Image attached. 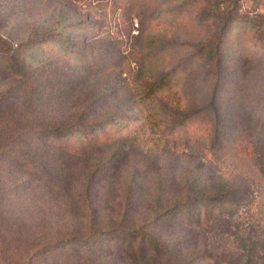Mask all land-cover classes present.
<instances>
[{"label": "rangeland", "instance_id": "374dc122", "mask_svg": "<svg viewBox=\"0 0 264 264\" xmlns=\"http://www.w3.org/2000/svg\"><path fill=\"white\" fill-rule=\"evenodd\" d=\"M263 3L238 0V14L264 12ZM209 4L0 0V264H264V43L255 58L249 29L235 30L219 82L205 67L185 80L193 116L185 127L133 115L129 103L127 71L145 37L158 31L183 44L172 60L188 62V45L212 39L218 26L205 15ZM180 8L170 28L158 22ZM64 24L76 25L28 44L35 30L57 34ZM58 40L80 60L48 58ZM42 58L46 67L32 75L29 64ZM145 64L153 70L160 60ZM214 85L215 114L205 110ZM106 110L129 120L94 134L91 148L74 151L79 141L43 133ZM209 196L222 203L205 208Z\"/></svg>", "mask_w": 264, "mask_h": 264}, {"label": "trees", "instance_id": "16d2710c", "mask_svg": "<svg viewBox=\"0 0 264 264\" xmlns=\"http://www.w3.org/2000/svg\"><path fill=\"white\" fill-rule=\"evenodd\" d=\"M136 1L138 2L139 0ZM208 3H210L209 5L215 10H206L205 15L209 20H219L218 26H216L215 34L212 39H208L203 43L188 45V49L193 52L189 57L188 62L186 60H183L182 62L172 60L173 56L184 52L182 49L183 44H176L172 40L160 38L158 31L153 32L150 37H145L142 49L135 56L138 58L135 65V71H127V74L130 77V82L127 85L129 103L133 115H137L138 113L146 115L150 112L158 116L165 115L168 118L175 119L174 121H176L181 128L188 125L193 120V116L191 115L189 98L185 93V80H188L193 76L195 71L205 67V73H207V75L211 74V79H215L219 82L222 73L221 66L224 61L222 49L228 41V36L235 30L245 31L247 28L249 29L251 33L250 44L256 50L254 51L253 56H255V58L260 56V52L263 51L262 44L264 43V12L255 10L250 16L238 14V0H208ZM262 6L264 7V3ZM185 9L186 8L167 10L164 14L160 15L161 17L159 16L160 18L157 20L158 22L162 20V23H166V27L170 28V26L178 22L180 15L184 13ZM158 22H156L155 25L158 26ZM75 25L76 24H64L63 26H59L57 29L60 31L57 34H48L46 32L39 33L35 30L32 37L29 39L28 44L34 45L42 43L40 41H51L53 40V36H59L62 38L63 32L73 26L75 27ZM237 44L242 45L240 40L237 41ZM57 48L59 51H56L54 55L50 54L48 58L80 60L81 55L76 57L67 55L69 48L65 47V43L62 42V40L57 41ZM3 51L5 52V45L0 42V54L4 53ZM20 52L21 50L19 49L14 54L19 56ZM165 57H167V62ZM46 58H42L39 61L29 64L28 67L32 75L34 69H44L46 67ZM203 59L204 61L202 62ZM22 60L25 61V57L19 56L18 61L20 62ZM149 60H160V64L153 70H149L145 66L146 61ZM246 64L247 63L245 62L244 65ZM31 78H33V76H31ZM171 86H175L174 89H171ZM211 87L212 95L210 106L205 108V110L206 112H211L212 109V113L214 112L215 114V112H218V109L215 106L218 97L217 87L215 85ZM85 99L86 100H83V104H89L93 101L92 96H88ZM156 108H160L161 111ZM148 109H151L152 111H149ZM86 117L87 116L82 115L78 121H68L53 126L50 129L44 130L43 133L47 134L48 138L51 140L57 137L59 141H68L70 139L79 141L80 146L73 149L74 151H77L84 147H93L94 144L98 142L97 139L99 138H93L92 136L106 126H111V123L116 122L121 124L129 120V116H118L117 114L111 113L109 110L104 111L103 117L100 119L84 121ZM61 133H64V135ZM108 139H110L109 136L103 137V140ZM68 146L71 147L67 144L66 147ZM0 148H2V146H0ZM209 197L205 199V208L210 207V205H216L218 207V205L222 203L221 198ZM201 202L202 200L198 203ZM170 210L171 208H165L162 214H166L170 212ZM90 228L92 233H96L99 227ZM125 232L126 229L124 228V231L118 233H123L124 235Z\"/></svg>", "mask_w": 264, "mask_h": 264}]
</instances>
